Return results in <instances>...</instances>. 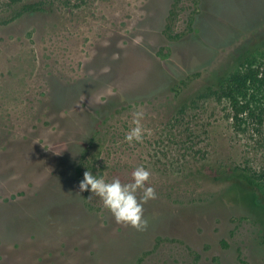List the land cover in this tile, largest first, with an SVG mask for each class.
I'll list each match as a JSON object with an SVG mask.
<instances>
[{
	"label": "rangeland",
	"instance_id": "rangeland-1",
	"mask_svg": "<svg viewBox=\"0 0 264 264\" xmlns=\"http://www.w3.org/2000/svg\"><path fill=\"white\" fill-rule=\"evenodd\" d=\"M45 9L0 13V264H264L250 183L214 171L264 170V115L234 125L205 92L264 54V0ZM134 111L147 131L129 144ZM138 166L156 192L143 231L78 189L86 170L129 183Z\"/></svg>",
	"mask_w": 264,
	"mask_h": 264
},
{
	"label": "trees",
	"instance_id": "trees-1",
	"mask_svg": "<svg viewBox=\"0 0 264 264\" xmlns=\"http://www.w3.org/2000/svg\"><path fill=\"white\" fill-rule=\"evenodd\" d=\"M53 2L54 0H37L25 3L22 0H0V13L10 10L9 19L4 20L7 23L18 19L25 12L45 11V8ZM205 92H208V96L228 102L234 125L239 126L244 123L243 115L256 118V122L261 124L264 115V54L260 53L258 49L247 51L237 66L226 74L222 81L210 83L205 87ZM204 96L203 94L199 95L200 98ZM214 171L218 173L215 179L225 177L250 183L248 185L254 191L250 198L253 200L251 204L257 212V215L253 213L250 215L253 217V240H256L260 246L264 260V170L258 172L250 167H230L224 170L217 167ZM230 189L231 187H229V191ZM219 243L223 247L229 246V243L224 239H221Z\"/></svg>",
	"mask_w": 264,
	"mask_h": 264
},
{
	"label": "clouds",
	"instance_id": "clouds-1",
	"mask_svg": "<svg viewBox=\"0 0 264 264\" xmlns=\"http://www.w3.org/2000/svg\"><path fill=\"white\" fill-rule=\"evenodd\" d=\"M143 111L132 113L133 127L125 134V141L129 144L142 143L146 129L141 124L144 119ZM151 173L143 166L136 167L132 172L131 182L122 183L119 179L107 182L103 177H98L92 171L86 170L78 184L79 192L88 191L89 199L98 197L104 209L111 213L117 224H124L138 231L146 230L148 220L144 218L143 205L149 200L156 199L155 189L145 187ZM142 190V195L137 198V192Z\"/></svg>",
	"mask_w": 264,
	"mask_h": 264
}]
</instances>
